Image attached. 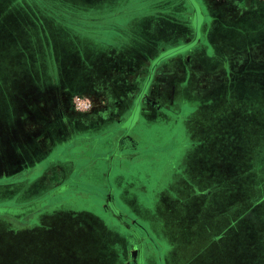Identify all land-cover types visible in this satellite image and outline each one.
<instances>
[{"label": "crops", "instance_id": "1", "mask_svg": "<svg viewBox=\"0 0 264 264\" xmlns=\"http://www.w3.org/2000/svg\"><path fill=\"white\" fill-rule=\"evenodd\" d=\"M82 11L99 29L66 24L71 12ZM252 31L264 43V0H0V197L17 187L35 198L0 209V264H169L163 256L154 258L155 239L148 241L144 227L134 231L136 220L125 225L126 231L115 225L124 216L112 202L128 181L112 183L103 199L78 190L44 207L42 195L68 188L66 175L76 164L73 157L68 167L54 159L44 168L45 154L58 145L92 147L102 135L118 167L128 171L138 166L134 161L147 141L145 126L185 117L191 129L208 116L193 118L189 112L221 98H234L237 105L236 90L251 80L252 89L264 91V51L236 46L258 43L250 39ZM163 55L140 98L148 68ZM18 75L28 76L29 87L12 82ZM96 92L99 99L91 111L76 108L75 95ZM226 102L223 107H229ZM235 123L233 118L234 132ZM244 134L247 139L253 133ZM260 140L264 144V136ZM169 150L159 154L166 155L167 164L148 154L152 159L144 167H178ZM247 151L245 145L243 154ZM262 163L251 162V169L259 171ZM187 182L192 207L200 208L208 201L193 195L203 196L212 187L193 178ZM82 200H91L98 213L64 209L66 203ZM165 201L170 203L169 196ZM194 212L192 219L199 218L201 211ZM72 219L78 224L71 225Z\"/></svg>", "mask_w": 264, "mask_h": 264}, {"label": "rangeland", "instance_id": "2", "mask_svg": "<svg viewBox=\"0 0 264 264\" xmlns=\"http://www.w3.org/2000/svg\"><path fill=\"white\" fill-rule=\"evenodd\" d=\"M93 14L94 12L91 16ZM86 19L83 11L75 14L71 12L70 20L78 25L71 21L66 24L72 23L79 28L80 24L86 23L90 31L98 28V23ZM78 28L75 29L76 35H80ZM250 39L252 42L261 40L254 36V31ZM243 45L252 50H258L259 46L264 51L263 40L255 44H236L238 48ZM230 46H233L232 43ZM23 62L19 64L25 66ZM12 82L17 87L26 89L30 81L27 75H18L12 78ZM253 84L251 80V84H245L236 90L237 94L234 95L239 99L237 105L234 98H221L219 101L214 98L215 101L207 108L189 112L187 115L193 118L208 116V119L200 120V125L191 126V129L188 128V118L185 117L169 122L156 120L145 126L147 141L140 145L142 155L134 161L138 166H133L128 171L117 166L118 158L115 156L113 160L106 146L109 140L102 135L99 136L101 140L92 143V147L56 146L53 152L45 154L42 163L44 168L49 167L48 161L54 159L67 166L72 165L68 160L72 161L70 158L73 157L76 164L73 172L66 175L65 184L68 188L53 195L44 193L41 204L53 207L58 200L78 190L90 198L103 199L105 194H109L112 183L123 184L128 181L133 185L120 186L112 202L124 216L115 225L126 231L128 228L125 225L132 219L136 220L134 231L139 233L140 227H144L142 232L148 241L155 239V259L160 260L163 256L165 263L167 258L169 264H264V152L262 150L260 154H251L249 150L264 149L260 140V136H264V91L252 89L250 86ZM225 100H228L226 103L229 107H223ZM233 118L236 132L231 129ZM191 131L198 140L193 139ZM244 132L253 134L246 139ZM174 133L178 134V140L176 137L172 138ZM83 142V139L78 140V143ZM245 145L248 151L243 154ZM169 149L174 152L171 161L178 167L169 165L162 167V171L158 169L159 166H155V169L144 167L151 161L147 159H152L148 154H157L156 162L167 164L166 155L159 154L168 152ZM244 158L247 159L245 163L248 167L245 166ZM252 158L255 160H251ZM258 159L259 164L263 162L258 167L260 170H252L250 163L257 162ZM112 160L115 164L110 168L108 162ZM189 178L197 179L200 186L207 184L212 187L203 196L196 193L193 195L197 200L203 197V201H208L202 203L200 208H193L195 201L188 197ZM18 190L15 187L11 193L8 191L5 197H0V209L9 205L18 207L35 199L29 197L32 193L29 190H24L22 194ZM168 196L170 203H162L163 198ZM91 206V200H82L68 202L63 207L73 212L87 210L98 213ZM251 206L252 209L248 208ZM197 209L201 211V215L192 219ZM240 212L244 215L237 219L235 216L240 215ZM107 218L112 224V217ZM78 222L72 219L71 225H77ZM164 224L166 233L163 232ZM222 228L225 231H220ZM249 238L255 239L253 243H247ZM154 258L153 262H156ZM189 258L194 261L186 263Z\"/></svg>", "mask_w": 264, "mask_h": 264}, {"label": "flooded vegetation", "instance_id": "3", "mask_svg": "<svg viewBox=\"0 0 264 264\" xmlns=\"http://www.w3.org/2000/svg\"><path fill=\"white\" fill-rule=\"evenodd\" d=\"M164 58H166L165 55L160 56L159 58L154 60L153 63L151 64V66L148 68V72L146 74V79L143 81V86L141 88V91L139 92L140 98L142 97V95L145 94V90L147 89V87L149 86L151 81L153 80V77H154V74L156 72V69L158 68V65L160 64V62ZM151 72H152V77L149 79ZM84 95L89 96L90 98L93 99L91 107L88 110H86V111H91L95 106V102L99 99V96H98L99 94L96 92V93H88V94H84ZM140 101H141V99L138 100V104Z\"/></svg>", "mask_w": 264, "mask_h": 264}, {"label": "built area", "instance_id": "4", "mask_svg": "<svg viewBox=\"0 0 264 264\" xmlns=\"http://www.w3.org/2000/svg\"><path fill=\"white\" fill-rule=\"evenodd\" d=\"M74 104L78 110L86 111L91 107L93 99L86 95H75L73 98Z\"/></svg>", "mask_w": 264, "mask_h": 264}, {"label": "water", "instance_id": "5", "mask_svg": "<svg viewBox=\"0 0 264 264\" xmlns=\"http://www.w3.org/2000/svg\"><path fill=\"white\" fill-rule=\"evenodd\" d=\"M152 77V72H151V74H150V77H149V79ZM139 106V105H138Z\"/></svg>", "mask_w": 264, "mask_h": 264}]
</instances>
